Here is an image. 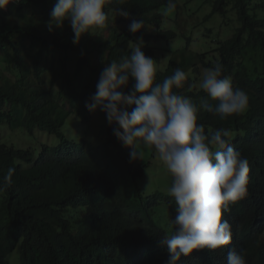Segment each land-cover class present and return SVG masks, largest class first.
Here are the masks:
<instances>
[{"label": "trees", "instance_id": "16d2710c", "mask_svg": "<svg viewBox=\"0 0 264 264\" xmlns=\"http://www.w3.org/2000/svg\"><path fill=\"white\" fill-rule=\"evenodd\" d=\"M54 2L11 0L0 10V126L17 122L16 114L21 112L23 129L56 131L67 113L61 112L51 88L61 84L69 98L78 101L85 96L86 101L96 91L103 63L118 61L132 50L135 38L128 33L131 20L119 16L108 20L107 27L84 34L83 44L80 39L73 45L67 22L62 29L50 32L48 13ZM175 3L176 11L177 0ZM116 7L144 20L146 27L136 33L144 44L151 39H182L177 29H163L166 0H122L119 4L107 0L104 10L114 12ZM229 8L236 15L238 28L214 51L218 60L207 61L206 54H194L187 48L170 51L171 57L157 72L156 82L177 68L185 71L187 80L175 91L199 104L201 98H207L199 88L200 69L219 63L233 87L246 91L249 112L226 119L202 109L197 114V123L204 125L206 133L219 128L229 131L230 142L248 161L247 179L251 182L246 203L239 200L229 205L232 243L221 249L220 255L207 253L202 264H226L229 248L243 252L247 264H264L259 234L245 233L249 222L264 229V0H216L205 19L223 16ZM119 21L124 29H118ZM143 51L161 62L153 47L145 45ZM248 53L259 58L260 66L254 71L242 62ZM131 85L130 80L126 93ZM80 88L84 95L78 93ZM77 110L87 125L89 118L82 106ZM106 134L110 142L119 145L121 157H128L131 149L115 139L110 127ZM27 156L32 160L29 171L18 165L27 162ZM141 162L134 167L126 163L124 168L108 162L88 167L95 165L81 162L80 156L63 154L58 147L41 145L24 153L0 139V181L9 167L16 169L12 183L0 192V264H10L9 256L18 246L20 264H158L168 254L160 240L168 235L163 224L170 227V223L155 216V210L165 202L167 218L173 220L176 205L164 193L148 197L140 191L137 180L143 178L148 165Z\"/></svg>", "mask_w": 264, "mask_h": 264}, {"label": "clouds", "instance_id": "9594fccd", "mask_svg": "<svg viewBox=\"0 0 264 264\" xmlns=\"http://www.w3.org/2000/svg\"><path fill=\"white\" fill-rule=\"evenodd\" d=\"M9 3L11 0H0V10L6 9ZM106 3L107 0H55L49 13V31L53 28L62 29L67 22L73 33L72 43L78 45L84 34H89L96 28L107 27L112 16L123 17L131 20L128 33L135 38L130 54L118 61L103 63L96 91L86 101L85 96L78 101L69 98L61 84L52 87L53 98L62 107L61 112L67 113V119L54 132L37 128L29 132L20 124V129L31 141L24 148H15L24 150L25 153L29 149L38 150L41 145L58 147L63 154L80 156L81 162L88 161L95 165L88 167H100L108 162L123 168L126 163L131 167L142 163L139 147L152 150L171 177L169 187L167 184L158 189L173 198L176 205L173 220L167 218L169 213L165 202H161V206L155 210V216L170 223V227L163 224L168 235L162 236L160 240L162 248L164 246L168 254L157 263L202 264L207 253L214 256L212 252H217L220 255L221 249L232 243L229 205L239 200L241 204L246 203L250 198L251 182L247 179L248 161L241 157L230 142L229 131L219 128L206 133L204 125L197 123V114L202 109L220 119H226L234 114L249 112L248 95L245 90L233 87L231 77L223 75V66L219 63L211 68L200 69L199 88L207 98H201L199 104L175 91L184 86L187 80L185 71L177 68L162 82H156L157 72L163 70H157V65L161 62L157 63L154 56L145 55V45L149 48L153 46L147 41L144 44L143 37L136 34L146 27L144 20L130 17V12L123 7L114 8L115 13L104 10ZM117 3H122V0H117ZM176 6L175 0H166L167 12H173ZM203 20L206 22L209 19ZM121 28L122 22L119 21L118 29ZM176 29L181 35L179 29ZM182 39L184 41L183 37ZM229 39L218 42L211 51L194 53L189 48L190 40H185L186 47L170 51L187 48L194 54H206L207 61H214L218 60V54L214 51ZM81 41L83 44L84 39ZM130 80L132 85L126 93L124 90L128 89ZM78 93L84 95L83 89H78ZM78 106H82L84 114L89 118L87 125H84L78 113ZM21 116L22 113L17 112V121L22 119ZM96 116L103 118L95 121ZM105 121L108 124L106 130L110 127L115 139L123 147L131 149L128 157H121L119 145L110 142L107 134L104 138V133L99 132ZM15 123L17 122L12 124ZM12 124H4L0 128ZM89 128L93 140L86 135ZM36 134L49 140V144L39 141ZM0 139L3 141L2 137ZM37 155L36 151L34 158ZM27 158V162L21 161L18 165L29 171L32 160L28 156ZM149 165L150 163L147 168ZM15 171L14 167L6 170L0 181V192L5 191L12 183ZM145 180L143 184L147 188L144 185L143 188L149 191L150 183L146 184ZM81 201L86 202L85 197ZM128 219L132 220L130 217ZM245 233L252 236L259 234V240L264 244V229L261 231L255 223L249 222ZM226 264H247V261L243 252L229 248Z\"/></svg>", "mask_w": 264, "mask_h": 264}, {"label": "rangeland", "instance_id": "374dc122", "mask_svg": "<svg viewBox=\"0 0 264 264\" xmlns=\"http://www.w3.org/2000/svg\"><path fill=\"white\" fill-rule=\"evenodd\" d=\"M214 1L215 0H206L205 3H203L202 0H177L179 6L177 11L174 10L173 12H167L166 8L162 10L167 19L164 22L163 28L167 30L170 28L176 29L177 27L184 38V41L183 39H177L168 43L159 41L155 42L154 40L150 41V44L157 49L156 54L161 60L160 65H157V70L164 69L168 59L171 57V55L169 56L170 50L186 47V41L188 40H190L189 48L195 53V51H211L216 47L218 42H222L223 40L229 39L233 36L236 29L238 28V23L234 15L235 13H232L230 8L226 9L227 13L225 15L222 16L215 14L211 19L204 22L203 19L212 11ZM111 19L114 20L115 17L112 16ZM243 63L248 64V66L251 68L250 70L260 66L259 58L250 53L245 56ZM99 118L103 117L96 116L94 117V120L97 121ZM104 118L106 119V117ZM20 124L21 120H18L15 124L0 128V137H2L3 141L7 144L13 145L14 147L24 148V146L29 144L31 140H29L25 136L24 131L20 129ZM94 125H96V122ZM107 125V121H105V125L101 126L99 129L100 133H104V138L106 135ZM88 130L89 133L86 135L88 138L93 140L90 137V128ZM83 131L85 132V130ZM36 137L39 141L49 144V140L40 136V134H36ZM138 151L141 153V159L150 163L149 167L146 169L144 177L137 181L140 191L145 196L155 194L156 192H164L158 188L165 187L167 184L169 187L171 182V177L167 173L165 166L152 150L139 147ZM144 180L146 184L150 183L148 185V188L151 187L150 190H157L148 191L144 189L143 185L145 188H147V186L143 184ZM19 257L20 246H18L16 250L9 256L10 264H20Z\"/></svg>", "mask_w": 264, "mask_h": 264}]
</instances>
